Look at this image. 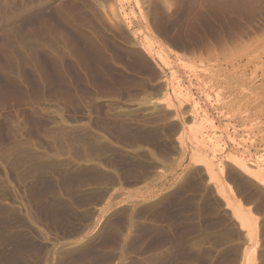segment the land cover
I'll list each match as a JSON object with an SVG mask.
<instances>
[{"label": "rangeland", "instance_id": "1", "mask_svg": "<svg viewBox=\"0 0 264 264\" xmlns=\"http://www.w3.org/2000/svg\"><path fill=\"white\" fill-rule=\"evenodd\" d=\"M232 155L264 172V0H0V264H264Z\"/></svg>", "mask_w": 264, "mask_h": 264}, {"label": "bare ground", "instance_id": "2", "mask_svg": "<svg viewBox=\"0 0 264 264\" xmlns=\"http://www.w3.org/2000/svg\"><path fill=\"white\" fill-rule=\"evenodd\" d=\"M112 11V10H111ZM114 11H112V13H113ZM178 86H180V85H178ZM166 89V93L163 95L165 98H163L162 99V101H164V100H166L167 102L169 101V103H170V101H171V99H170V97H169V95H168V92H167V87H165ZM174 92V91H173ZM177 98V97H176ZM166 106H167V104H166ZM167 108V107H166ZM197 111V110H196ZM185 113V112H184ZM190 119V118H189ZM187 123H189V122H187ZM191 127V126H190ZM192 128V127H191ZM197 131L198 130H194V132L193 131H191V132H193V136H194V138L195 139H197ZM179 135H180V132H179ZM178 135V136H179ZM199 135H201V134H199ZM177 136V137H178ZM203 136V135H202ZM179 138H180V136H179ZM197 141H198V139H197ZM199 141H201V139L199 140ZM207 141V140H206ZM208 142V141H207ZM200 143V142H199ZM205 144V143H204ZM211 144V143H210ZM214 145V144H213ZM203 146V145H202ZM216 146V145H215ZM210 147H211V145H210ZM210 150V149H209ZM212 150V149H211ZM193 152V151H192ZM192 152H191V154H192ZM213 152V151H212ZM184 153V152H183ZM195 153H197V152H195ZM229 154V153H228ZM195 155V154H194ZM229 156V155H228ZM233 156V155H232ZM196 157V156H195ZM198 157H200V155H198L197 156V160H198V162L199 161H201V162H204V169H206V173H208L207 174V176H209L208 178H209V180L211 181L212 180V182H214V183H217V184H219V183H221L222 181H223V178H222V173H223V168H221L219 165H215L212 161H208V160H206V159H204L203 157H202V159L201 160H199L200 158H198ZM225 157V156H224ZM230 158V157H229ZM228 158V159H229ZM192 159H193V155H192ZM196 159V158H195ZM195 159H193V160H195ZM204 159V160H203ZM231 160H227V162L228 161H232L231 162V164H233L234 166H237L240 170H242V171H244V172H246V173H248V175H251L255 180H259V181H261V183H264V176L262 175L263 173L260 171V173H262V174H254L253 172H251L250 170H249V166L248 165H246L247 163H245L242 159H240L239 157H236V156H233L232 158H230ZM197 160H195V161H193V163H195ZM200 162V163H201ZM197 163V162H196ZM199 163V164H200ZM221 165H222V163H221ZM251 166V165H250ZM237 167H236V169H237ZM256 168V167H255ZM254 169V168H253ZM260 169V168H259ZM252 170V169H251ZM241 171V172H242ZM255 171V170H254ZM247 175V176H248ZM252 179V178H251ZM253 179V180H254ZM260 183V182H259ZM260 183V184H261ZM262 185V184H261ZM214 186V185H213ZM220 187H221V185H219ZM228 188H229V186H228ZM217 190L216 191H218V193L221 195L223 192H222V190H223V188H222V190L221 189H219V187L218 188H216ZM219 189V190H218ZM220 191V192H219ZM224 191V190H223ZM229 191H230V193H231V189H229ZM222 192V193H221ZM218 194V195H219ZM222 196H223V194H222ZM226 200V199H225ZM228 200V199H227ZM230 200V199H229ZM227 201L226 202V207L228 206V207H230L231 208V211H232V216H234L235 218H236V220L239 222V225H240V229H244V230H246L247 231V233L246 234H248V235H250V234H252V232H253V227H254V225L256 226V223L254 222V221H251V216H250V214L249 213H245L244 211H243V209H244V206H242V205H235L234 203H231L230 201ZM247 208V207H246ZM255 216V215H254ZM234 218V219H235ZM256 242V241H255ZM252 251V250H251ZM249 252V251H248ZM249 254H251V253H249ZM252 256V255H251ZM250 256V257H251ZM252 257H254V256H252ZM252 257H251V259H252ZM250 258H248V255L246 254V252L245 251H242V255H241V261H240V264H250L251 262H250V260H249ZM253 262V261H252ZM251 264H253V263H251Z\"/></svg>", "mask_w": 264, "mask_h": 264}]
</instances>
